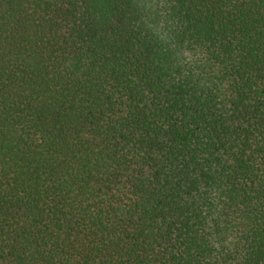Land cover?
<instances>
[{"label":"trees","instance_id":"trees-1","mask_svg":"<svg viewBox=\"0 0 264 264\" xmlns=\"http://www.w3.org/2000/svg\"><path fill=\"white\" fill-rule=\"evenodd\" d=\"M0 264H264V0H0Z\"/></svg>","mask_w":264,"mask_h":264},{"label":"clouds","instance_id":"clouds-1","mask_svg":"<svg viewBox=\"0 0 264 264\" xmlns=\"http://www.w3.org/2000/svg\"><path fill=\"white\" fill-rule=\"evenodd\" d=\"M169 26L172 27L171 22L169 23Z\"/></svg>","mask_w":264,"mask_h":264}]
</instances>
